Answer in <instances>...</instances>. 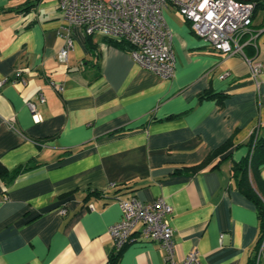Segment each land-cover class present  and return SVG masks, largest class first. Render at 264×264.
I'll list each match as a JSON object with an SVG mask.
<instances>
[{
    "label": "crops",
    "instance_id": "1",
    "mask_svg": "<svg viewBox=\"0 0 264 264\" xmlns=\"http://www.w3.org/2000/svg\"><path fill=\"white\" fill-rule=\"evenodd\" d=\"M0 7V264H106L117 199L129 194L172 205L175 259L195 249L202 264H247L259 219L231 168L247 154L253 129L264 133V69L256 82L239 53L215 50L171 5L169 77L79 26L59 60L57 0ZM262 21L253 20L256 46L243 50L264 61ZM205 90L218 95L201 97ZM114 264L167 262L157 240L138 237Z\"/></svg>",
    "mask_w": 264,
    "mask_h": 264
},
{
    "label": "built area",
    "instance_id": "2",
    "mask_svg": "<svg viewBox=\"0 0 264 264\" xmlns=\"http://www.w3.org/2000/svg\"><path fill=\"white\" fill-rule=\"evenodd\" d=\"M169 5L176 8L190 22L194 33L215 50L225 54L239 53L246 61L250 75L258 82L264 61L243 50L246 44L256 46L258 29L253 27V11L257 0H57L62 17L60 33L64 40L57 57L61 61L67 59L73 47V27L79 26L85 34L98 32L128 42L136 62L160 77H169L174 72L171 33L164 17V9ZM20 74V71L14 73ZM24 81L21 77L20 82ZM49 82L57 91L63 89L60 81L52 79ZM39 99L44 100L42 93ZM26 103L33 119L39 120L41 116L36 103L31 100ZM117 202L121 217L108 227L113 253L139 237L157 240L167 264H202L195 249L189 250L180 260L174 258L173 228L168 219L172 205L162 197L142 201L129 194L119 197ZM89 207L93 208L92 204ZM60 211L65 212V208ZM138 223L140 227L136 229ZM263 242L264 239L260 251Z\"/></svg>",
    "mask_w": 264,
    "mask_h": 264
},
{
    "label": "trees",
    "instance_id": "3",
    "mask_svg": "<svg viewBox=\"0 0 264 264\" xmlns=\"http://www.w3.org/2000/svg\"><path fill=\"white\" fill-rule=\"evenodd\" d=\"M258 6L264 7V0H257L253 16L256 15ZM3 9L6 8L0 7V11ZM260 25L264 26V21H262ZM105 37L108 41L116 45L127 47L129 50L131 49V45L122 39H116L110 36ZM213 95L217 96L218 94L209 90H205L201 93V97ZM257 131L258 129H253L247 140L249 147L247 154L241 160L234 162L231 168L238 189L253 202L257 209L259 219V234L257 242L254 246L253 252L248 258L247 264H260L262 259H264V242L261 251L259 250L264 239V177L260 174L261 166L264 163V133H258ZM226 143L227 142L224 143L225 145L221 144L218 148L219 151L226 147ZM217 150H215V152ZM203 162L197 165H202ZM5 171V167L0 163V174ZM259 253L260 256L258 257ZM119 254L120 250L116 253H111L106 264H114L117 261Z\"/></svg>",
    "mask_w": 264,
    "mask_h": 264
},
{
    "label": "rangeland",
    "instance_id": "4",
    "mask_svg": "<svg viewBox=\"0 0 264 264\" xmlns=\"http://www.w3.org/2000/svg\"><path fill=\"white\" fill-rule=\"evenodd\" d=\"M264 15V7L258 6L257 7V13L253 16V20H258Z\"/></svg>",
    "mask_w": 264,
    "mask_h": 264
}]
</instances>
